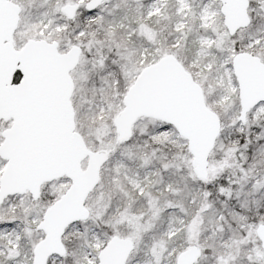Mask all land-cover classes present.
<instances>
[{"label":"snow or ice","instance_id":"snow-or-ice-1","mask_svg":"<svg viewBox=\"0 0 264 264\" xmlns=\"http://www.w3.org/2000/svg\"><path fill=\"white\" fill-rule=\"evenodd\" d=\"M0 264H264V0H0Z\"/></svg>","mask_w":264,"mask_h":264}]
</instances>
